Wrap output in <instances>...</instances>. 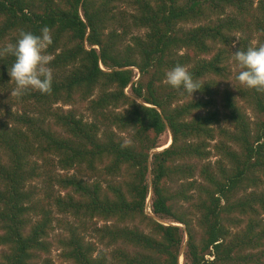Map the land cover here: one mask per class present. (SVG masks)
I'll return each mask as SVG.
<instances>
[{"label":"trees","instance_id":"obj_1","mask_svg":"<svg viewBox=\"0 0 264 264\" xmlns=\"http://www.w3.org/2000/svg\"><path fill=\"white\" fill-rule=\"evenodd\" d=\"M45 26L50 94L11 96L0 57V264H178L185 233L188 264H263L264 93L233 53L264 0H0V47Z\"/></svg>","mask_w":264,"mask_h":264},{"label":"clouds","instance_id":"obj_2","mask_svg":"<svg viewBox=\"0 0 264 264\" xmlns=\"http://www.w3.org/2000/svg\"><path fill=\"white\" fill-rule=\"evenodd\" d=\"M52 42L51 31L45 26L38 35L21 30L15 43L0 47V57H14L8 71L11 81L15 84L11 96L22 97L29 91L51 93L53 74L46 50ZM233 56L239 68L236 76L239 84L249 90L264 93V45L249 46L247 50L239 48ZM164 82L172 89L186 92L191 97L201 88L189 70L179 64L165 73Z\"/></svg>","mask_w":264,"mask_h":264},{"label":"rangeland","instance_id":"obj_3","mask_svg":"<svg viewBox=\"0 0 264 264\" xmlns=\"http://www.w3.org/2000/svg\"><path fill=\"white\" fill-rule=\"evenodd\" d=\"M127 92H129V89L126 88L125 89ZM65 108L68 107V106H64ZM14 108V107H13ZM248 113L251 115V110L248 109ZM88 119H90V117H88ZM171 135H170V132L168 130H165L159 137V141H158V147L156 148V150H159V149H162L163 147H165L167 144H169L171 142ZM215 159V157H211V160L213 161ZM39 187L42 186V183H36ZM146 211L148 213L151 214V208H150V193L149 195L147 196L146 198ZM156 220L158 221H161V222H164V223H171V224H176V225H179L181 227H183V225L179 222H174V221H171V219H160L158 217H155ZM97 223L100 225L102 223L101 220H97ZM60 229H56L55 233L52 234V240L54 241L55 239V234L56 233H59ZM187 238V235L186 233L183 234V244L181 245V248H180V251H179V255H178V264H188L185 256H184V249H185V240ZM0 251H1V247H0ZM59 249L56 245H53L52 249H51V252H50V257L52 258L53 260V263L54 264H67V262H62L60 260V257H59ZM264 264V263H263Z\"/></svg>","mask_w":264,"mask_h":264},{"label":"water","instance_id":"obj_4","mask_svg":"<svg viewBox=\"0 0 264 264\" xmlns=\"http://www.w3.org/2000/svg\"><path fill=\"white\" fill-rule=\"evenodd\" d=\"M170 140H171V139H170ZM167 145H168V144H167ZM167 145H166V146H167Z\"/></svg>","mask_w":264,"mask_h":264}]
</instances>
